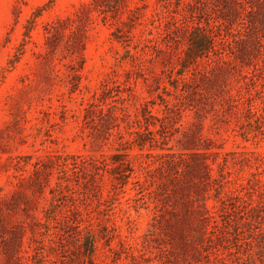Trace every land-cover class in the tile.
I'll use <instances>...</instances> for the list:
<instances>
[{
  "label": "rangeland",
  "instance_id": "374dc122",
  "mask_svg": "<svg viewBox=\"0 0 264 264\" xmlns=\"http://www.w3.org/2000/svg\"><path fill=\"white\" fill-rule=\"evenodd\" d=\"M92 3L0 0V264H264V56L183 64L220 0Z\"/></svg>",
  "mask_w": 264,
  "mask_h": 264
},
{
  "label": "trees",
  "instance_id": "16d2710c",
  "mask_svg": "<svg viewBox=\"0 0 264 264\" xmlns=\"http://www.w3.org/2000/svg\"><path fill=\"white\" fill-rule=\"evenodd\" d=\"M93 1V9L99 12L104 20L117 18L119 2H126V0ZM158 1L169 2V0ZM220 4L222 22L209 23L206 27L199 26L194 29L193 47L185 51L181 58L184 65L202 56H207L212 62L219 64L264 56V49L262 50L264 43L257 35L254 36L257 32L264 33V0H220ZM175 27L178 28L176 25ZM194 212L195 210H192V213ZM197 225L203 227L211 244L213 234L221 230L218 216L210 214L206 207L198 218Z\"/></svg>",
  "mask_w": 264,
  "mask_h": 264
}]
</instances>
